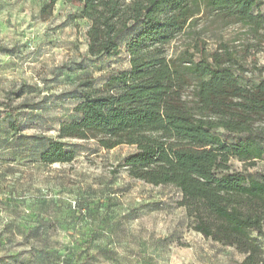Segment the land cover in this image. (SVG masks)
Instances as JSON below:
<instances>
[{"label": "trees", "instance_id": "trees-1", "mask_svg": "<svg viewBox=\"0 0 264 264\" xmlns=\"http://www.w3.org/2000/svg\"><path fill=\"white\" fill-rule=\"evenodd\" d=\"M66 1L90 21V55L115 56L126 43L130 67L110 71L101 87L91 79L79 82L78 116L60 125L40 161L71 162L70 138L107 149L133 145L119 167L147 183L175 186L196 230L243 252L242 264H264V178L231 170L233 159L264 157V79L254 83L248 75L264 66L254 56L246 66L227 41L210 49L206 36L215 25L240 24L246 49L257 47L264 42L258 0ZM202 19L206 24L198 27ZM186 35L183 48L170 52ZM20 107L9 102L0 108V119L9 116L15 132Z\"/></svg>", "mask_w": 264, "mask_h": 264}, {"label": "rangeland", "instance_id": "rangeland-1", "mask_svg": "<svg viewBox=\"0 0 264 264\" xmlns=\"http://www.w3.org/2000/svg\"><path fill=\"white\" fill-rule=\"evenodd\" d=\"M48 1L0 0V108L21 106L20 131L10 127L9 116L0 119V264H242L243 252L195 229L179 189L119 167L135 146L107 149L70 138L71 162L40 161L60 125L78 116L79 82L101 87L110 71L130 67L126 43L118 55L91 56L90 21L66 0L43 13ZM258 9L264 11V0ZM205 24L202 19L198 27ZM212 29L210 49L227 41L246 66L253 56L264 66V42L247 50L240 24ZM188 38L173 41L169 51L181 50ZM248 75L256 83L264 70ZM232 163V171L264 178V157Z\"/></svg>", "mask_w": 264, "mask_h": 264}]
</instances>
